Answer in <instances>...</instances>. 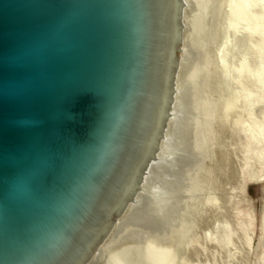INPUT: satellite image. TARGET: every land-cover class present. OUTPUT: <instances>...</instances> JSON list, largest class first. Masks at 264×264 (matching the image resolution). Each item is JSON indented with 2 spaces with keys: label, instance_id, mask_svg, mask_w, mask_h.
Returning a JSON list of instances; mask_svg holds the SVG:
<instances>
[{
  "label": "water",
  "instance_id": "water-1",
  "mask_svg": "<svg viewBox=\"0 0 264 264\" xmlns=\"http://www.w3.org/2000/svg\"><path fill=\"white\" fill-rule=\"evenodd\" d=\"M188 6L0 0V264H89L130 205L152 204L181 157L161 145Z\"/></svg>",
  "mask_w": 264,
  "mask_h": 264
},
{
  "label": "rangeland",
  "instance_id": "rangeland-1",
  "mask_svg": "<svg viewBox=\"0 0 264 264\" xmlns=\"http://www.w3.org/2000/svg\"><path fill=\"white\" fill-rule=\"evenodd\" d=\"M187 18L193 42L196 39L193 34L200 33L197 44L192 42L194 47L188 36L190 50L197 47L199 50H194L191 58L187 55L185 60L193 59L198 72L190 67V61L185 62L182 81H189L184 84L188 89L186 87L187 91L179 98V111L169 132L172 137L164 145L168 152L182 148L181 157L170 154L166 165L158 169L160 175L151 185L157 195L152 196L154 200L149 207L143 208L157 209L159 217L168 213L163 215V221L162 217V220L156 219L141 212L142 208L129 207L126 216L121 217L124 223L119 221L116 229L124 230L119 234L113 231V240L110 236L105 246L102 244L100 250L103 251L99 250L100 255L95 256L97 260L91 259L93 264H127V259L138 255L134 259L144 264H264V232L261 230L264 177H258V173L264 171V162L248 163L249 156L264 153V0H189ZM196 24L200 28H195ZM201 49L207 54L204 59ZM194 53L195 59L202 60H194ZM190 74L195 78L189 80ZM251 95L254 100L249 106ZM173 163L177 175L170 171ZM179 183L182 191L177 190ZM236 214H239L238 224L234 225ZM226 231L231 234L228 245L220 247L217 238ZM127 235L131 236L132 245ZM135 239L140 243L133 242ZM139 245L142 253L144 246L149 255L140 256ZM134 249L136 253L139 251L137 255L131 252ZM150 251L152 257L158 251L160 259L151 258ZM129 252L135 253L133 258ZM126 253L127 261L123 257ZM113 258H122L127 263ZM138 260H129L132 262L129 264H140Z\"/></svg>",
  "mask_w": 264,
  "mask_h": 264
},
{
  "label": "bare ground",
  "instance_id": "bare-ground-1",
  "mask_svg": "<svg viewBox=\"0 0 264 264\" xmlns=\"http://www.w3.org/2000/svg\"><path fill=\"white\" fill-rule=\"evenodd\" d=\"M207 7H208V6H207ZM204 8H205V7H204ZM207 9H208V8H207ZM203 10H204V9H203ZM198 12H201V10H200V11L198 10ZM208 13H209V12H208ZM199 15L201 16L200 13H199ZM208 15H209V14H208ZM208 15H207V16H208ZM203 16H204V15H203ZM197 18H200V17L197 16ZM207 18H208V17H205V19H207ZM210 18L212 19V17H210ZM210 18H209V21H210ZM187 19H188V18H187ZM203 20H204V18H203ZM213 20H214V19H213ZM213 20H212V21H213ZM201 21H202V19H201ZM204 21H205V20H204ZM212 21H211V22H212ZM207 22H208V19H207ZM209 23H210V22H209ZM209 23H208V24H209ZM187 24L189 25V23H187V21H186V26L188 27ZM205 25H206V24H205ZM209 25H210V24H209ZM209 25H208V28H209ZM212 25H213V24H212ZM214 25H215V27H218L217 24H216V21H215ZM214 25H213V26H214ZM197 26H199V28H200V25H197V24H196L195 28H197ZM187 27H186V28H187ZM210 27H211V26H210ZM205 28H206V27H205ZM211 28H212V27H211ZM213 28H214V27H213ZM201 29H202V28H201ZM215 29H216V28H215ZM187 30H188V31H187ZM187 30H186L185 35H184V40H185V44H184V46H188V44H189V43H188V41H189V40H188V36H190L189 33H191V32H190L189 27L187 28ZM213 30H214V29H213ZM197 31H198V29L195 30V33H196ZM208 31H210V29H209V30L207 29V32H208ZM202 32H203V29H202ZM205 32H206V30H205ZM207 32H206V36H207ZM210 32H211V31H210ZM216 32H217V31H216ZM216 32H215V33H216ZM193 33H194V31H193ZM193 33H192V34H193ZM199 33H200V31H198L197 36H195V34H193L194 38L196 37V39H197V37L199 36V35H198ZM208 33H209V32H208ZM192 34H191V35H192ZM203 34H204V32H203ZM211 35H212V34H211ZM201 36H202V34H201ZM201 36H200V37H201ZM213 36H214V34H213ZM203 38H204V37H203ZM190 39H191V42H190L191 44H190V45H191V47H194V46H195L194 44H197V42H195L196 39L194 40V42L192 41V40H193V37L190 36ZM212 39H213V37H212ZM207 40H209V36H208V39H207ZM207 40H206L205 42H207ZM198 41H199V40H198ZM201 41L203 42V40H201ZM201 41H200V42H201ZM210 41H211V40H210ZM192 42H193L194 44H193ZM211 43H213V41H211ZM200 44H202V43H200ZM205 44H206V43H205ZM207 44H208V46L210 45L209 43H207ZM193 45H194V46H193ZM198 45H199V44H198ZM203 45H204V44H202L201 46H203ZM196 46H197V45H196ZM208 46H207V47H208ZM189 49H190V48H189ZM197 49L199 50L198 47H197ZM197 49H196V48H193V49L191 48L189 54H186L187 52L185 51V54L182 53V55H181V57H182L183 59L181 60V63H180V64H181V65H180V70H179V73H178V75H179V80H178L179 87H178V93H177V97H176V98H180V97L182 96L183 92H186L187 89H188L187 86H186V87H187V89H186V87H185L184 84H186V85L189 84V81H188V80H187L186 82H183V81H182V74H183V71H184L185 68H186V63H187L186 61H188V62L190 61V63H188V64H190V67H192L193 70H195V71H194L195 73L198 72V69H196L197 67H194L195 64H194V62H193V59H191V60H185L186 56L189 55V56H187V58L190 57L191 53H193L194 50H195L196 52H198ZM202 49H204V48L202 47ZM202 49H201V50H202ZM205 49H207V48L205 47ZM205 51H206V50H205ZM200 52H201V51H200ZM202 52H203V50H202ZM194 54H195V55H194ZM194 54H193V56H194V60L199 59L198 62H199L200 60H202V59H200V57H198V58L195 59V57H196V53H194ZM198 55H200V53H199ZM204 55H207V54H206L205 52H203V54H202V56H201V57H203V59H204ZM208 56H210V54H209ZM190 58H191V57H190ZM206 59H209V57H207ZM206 61H207V60H206ZM185 62H186V63H185ZM195 62H196V64H197V61H195ZM191 64H192V65H191ZM193 64H194V65H193ZM203 64H205V63L203 62ZM207 64H208V62H207ZM209 65H210V64H209ZM198 67H199V65H198ZM194 68H195V69H194ZM201 68H202V67H201ZM201 68H199V73H202V72H200ZM204 68H205V67H204ZM207 68H208V66H207ZM204 70H205V69H204ZM204 70L202 69L203 72H204ZM196 71H197V72H196ZM195 73H194V74H195ZM195 75H197V74H195ZM188 78H189V80H190V79L192 80L193 78H195V76H193V78H192V74H190V75L188 76ZM192 83H193V82H192ZM189 86H190V88H191V84H190ZM190 88H189V89H190ZM189 91H190V90H189ZM236 100H237V99H236ZM253 100H254V95H251L250 98H249L250 103L247 102V103L249 104V106L251 105V102H252ZM177 107H178V105H177ZM171 119H172V118H171ZM173 119L175 120V118H173ZM173 119H172V120H173ZM171 122H172V121H171ZM174 122H175V121H174ZM183 123H184V122H183ZM173 124H174V123L172 122V123H171V127L173 126ZM193 125H194V124H193ZM193 125H192L191 127H193ZM179 126H180V125H179ZM193 128H194V127H193ZM192 132H193V129H192ZM167 135H169V133H168ZM164 145H166V144H165V143H162V145H161V148H162L163 150H165ZM251 161H255V162H258V163H262V162H264V153H263V152H262V153H261V152H258V153H254L253 155L249 156V157H248V163H250ZM262 164H263V163H262ZM175 167H176V164L173 163L172 166L170 167V171H173V172L175 171L176 173H175V172H174V173L177 175V167H176V169H175ZM246 171H247V170H246ZM246 171L244 172L245 174L247 173ZM178 172H179V170H178ZM175 174H174V175H175ZM258 177H259V178L264 177V171H260V172L258 173ZM263 179H264V178H263ZM246 180H248V182H249V179H248L247 177H246ZM246 180L244 181L245 183L247 182ZM260 181H261V180H260ZM248 182H247V183H248ZM257 182H259V181H257ZM245 183H244V184H245ZM180 185H181V184L179 183L176 187H177V190L180 189L179 191H182L183 188H182V190H181L180 187L178 188V186H180ZM183 186H184V185H183ZM183 186H182V187H183ZM245 186H246V185H245ZM243 187H244V185H243ZM244 188H245V187H244ZM174 189L176 190L175 187H174ZM214 203H215V202H214ZM131 206H132V205H130L129 207H131ZM129 207H128V211H129ZM196 207H197V206H196ZM210 207H211V206H210ZM212 208H213V207H212ZM147 210H148V208H147ZM147 210H144V209H143L141 212H143V213H145V214L147 213V214L151 215L152 217H154V218H156V219H158V218L161 219L160 217H162L163 221H164V218H163L164 216H163V215H164V214L166 215V213H168V212H166V213L164 212L163 215L161 214L162 216L159 217L158 212H157V211H158L157 209H156V210L153 209V211H152L151 209L148 210V211H147ZM128 211H127V212H128ZM149 211H150V212L152 211V213H150ZM154 211H156L157 214L154 213ZM125 216H126V213H125V215H124L123 217H125ZM238 217H239V214H238V215L236 214V215L234 216V225H235V224H238ZM167 218H168V217H167ZM122 219H123V218L118 219V223H120L121 221L123 222L124 219H123V220H122ZM162 219H161V220H162ZM119 221H120V222H119ZM165 221H167L166 218H165ZM123 223H124V222H123ZM121 224H122V223H121ZM166 224H168V223H166ZM228 225H229V224H228ZM225 226H226V225H225ZM118 227H119V224H118L117 227L115 226V230L113 229V231H114V232H115V231H118V230H116ZM120 227H121V225H120ZM225 229H226V228H225ZM123 230H124V229H122V230L119 229V231L117 232V234H119V232H120V231H123ZM217 230H218V229H217ZM223 230H224V229H223ZM223 230H222V231H223ZM230 230H231V229H230ZM261 230L264 232V214H263V216H262V226H261ZM112 233H113V232H112ZM117 234H116V235H117ZM223 234H224L223 236L221 235L219 238H217V244H218L220 247H227V245H228L227 243L229 242V241H228V238H230V235H231V234H230V231H226V232L223 233ZM130 235H131V234H130ZM114 236H115L114 234L111 235V238H110V239L113 240ZM121 236H122V235H121ZM123 236H124V235H123ZM125 237L127 238V237H129V236L127 235V236H125ZM125 237H124V240H126ZM130 237H131V236H130ZM130 237H129V241H130L129 245L131 244ZM127 239H128V238H127ZM122 240H123V239H122ZM135 240H136V239H135ZM229 240H230V239H229ZM119 241H120V240H119ZM119 241H118V242H119ZM127 241H128V240H127ZM104 242H105V241H104ZM104 242H103V243H104ZM106 242H107V241H106ZM133 242L140 243V242L137 241V240H136V241H133ZM133 242H132V243H133ZM108 243H110V240H108ZM123 243H125V241H124ZM127 243H128V242H127ZM127 243H125V244H127ZM136 243H135V244H136ZM105 244H106V243H104L103 246H105ZM135 244H134V245H135ZM131 245H132V244H131ZM101 246H102V244L100 245V247H101ZM103 246H102V248H103ZM118 246H119V243H118ZM118 246H117V247H118ZM135 246H136V245H135ZM135 246H134V247H135ZM140 246H141V245H139V247H140ZM142 246H143V245H142ZM100 247L97 249V252H96L97 254L93 256L94 258H96L97 256L100 255V254H99L100 251H103V250H100V249H101ZM120 247H121V245H120ZM127 247H128V246H127ZM139 247L137 246V248H139ZM123 248H124V247H123ZM128 248H130V247H128ZM137 248H136V249H137ZM141 248H142V247L139 248V251H141ZM119 249L121 250V248H119ZM124 249H125V248H124ZM132 249H133V248H132ZM136 249L131 250V252H135V253H136V251H137ZM143 249H144L143 253H145V254H144V257L147 256V255H149V254H147L148 252H146L147 250L145 251V247H144V246H143ZM143 249H142V250H143ZM169 249H170V248H169ZM99 250H100V251H99ZM116 250H118V248H117ZM135 250H136V251H135ZM170 250H171V249H170ZM170 250H169V251H170ZM98 251H99V252H98ZM118 251H119V250H118ZM118 251H117V252H118ZM121 251H122V250H121ZM121 251H120V252H121ZM139 251H138V252H139ZM148 251H149V250H148ZM151 251H154V250H151ZM151 251H150L149 253H152ZM161 251H162V250H161ZM120 252H119V253H120ZM123 252H124V250H123ZM125 252L128 253V251H126V250H125ZM125 252H124V253H125ZM131 252H129V255H131V254H130ZM138 252L136 253V255L138 254ZM156 252H157V255H158V251H156ZM119 253H117V255H118ZM127 253H126L125 255L123 254L124 259H125V256L127 255ZM135 253H134V254H135ZM140 253H141V254H140ZM143 253H142V251L139 252L140 256H141V255L143 256ZM160 253H164V252H160ZM166 253H167V252H166ZM102 254H103V253H102ZM121 254H122V252H121L119 255H121ZM134 254H132L130 257L133 258V255H134ZM168 254H169V253H168ZM117 255H115L116 258H117ZM119 255H118V257H119V259H120V256H119ZM129 255H128V256H129ZM155 255H156V253H155ZM155 255H154V256H155ZM157 255H156L155 257H157ZM160 255H161V254H160ZM160 255H159V256H160ZM95 256H96V257H95ZM152 256H153V253H152V255H151V258H155V257H152ZM162 256H164V255L162 254ZM165 256H166V255H165ZM130 257H129V258H130ZM135 257H139V255H138V256H135ZM135 257H134V258H135ZM144 257H141V258L143 259ZM149 257H150V256H149ZM149 257H148V258H149ZM160 257H161V256H160ZM94 258H93V259H94ZM116 258H113V259H116ZM134 258H133L132 260H136V261L138 260V258H137V259H134ZM141 258H140V259H141ZM151 258H150V259H151ZM157 258H158V257H157ZM163 258H165V257H163ZM167 258H168V257H167ZM171 258H172V257H171ZM171 258H170V255H169V259H170V260H171ZM113 259H112L111 261H113ZM126 259H127V258H126ZM126 259H125V261L128 260V263L125 262V261L123 262V261H122V260H123L122 258H121V260L116 259V261H122V263H127V264L132 263V262H129V260L132 261L131 259H127V260H126ZM158 259H160V258H158ZM158 259H156V260H158ZM94 260H95V259H94ZM96 260H97V258H96ZM96 260H95V261H96ZM153 260H154V259H153ZM153 260H152V261H153ZM163 260H164V259H163ZM163 260H162V261H163ZM136 261H133V262L136 263ZM138 261H139L138 263H140V260H138ZM152 261H151V262H152ZM154 261H155V260H154ZM154 261H153V262H154ZM162 261H160V263H162ZM165 261H166V260H165ZM168 261H169V260H168ZM91 262H92V261H91ZM91 262H90V263H91ZM93 262H94V261H93ZM93 262H92V264H93ZM109 262H110V261H109ZM146 262H148V260H146ZM153 262H152V263H153ZM157 262H159V260H158ZM157 262H156V263H157ZM144 263H145V262H144ZM144 263H140V264H144ZM167 263H168V262H167ZM108 264H109V263H108ZM148 264H150V263H148ZM154 264H155V263H154Z\"/></svg>",
  "mask_w": 264,
  "mask_h": 264
}]
</instances>
